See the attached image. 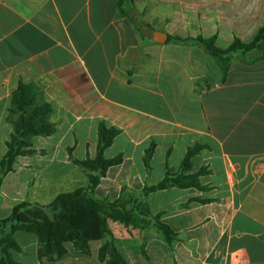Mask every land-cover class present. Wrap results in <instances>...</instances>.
Listing matches in <instances>:
<instances>
[{
	"label": "crops",
	"instance_id": "1",
	"mask_svg": "<svg viewBox=\"0 0 264 264\" xmlns=\"http://www.w3.org/2000/svg\"><path fill=\"white\" fill-rule=\"evenodd\" d=\"M134 9L140 23L120 14L118 0H0V128L12 131L6 117L20 82L41 85L55 108L57 132L42 137L51 152L40 167L27 166L23 189L38 176L29 195L47 205L87 187L68 151L78 160L95 158L99 138L79 156L77 135L88 122L98 137L104 122L122 131L105 156L123 154L124 161L95 196L144 201L152 220L144 229L110 222L128 264H264V58L243 56L226 71L205 48L176 40L216 37L221 48L236 39L249 43L264 27V0H134ZM196 145L208 149L186 174L208 169L200 178L206 189L143 193L168 168L179 172ZM157 218L177 234L174 242H166ZM102 244L91 242L88 255L69 244L65 258L44 264H102ZM32 252L33 263L20 262L41 264L38 241Z\"/></svg>",
	"mask_w": 264,
	"mask_h": 264
},
{
	"label": "trees",
	"instance_id": "2",
	"mask_svg": "<svg viewBox=\"0 0 264 264\" xmlns=\"http://www.w3.org/2000/svg\"><path fill=\"white\" fill-rule=\"evenodd\" d=\"M118 7L122 16H129L136 23H140L136 17L134 0H118ZM176 40L205 48L223 60L226 71L234 61L243 56L254 55L256 59L264 58V27L251 42L244 43L236 39L227 48L219 47L216 37ZM54 112L55 108L47 100L41 85L20 82L11 95L6 117V122L12 127V133L6 143L7 150L0 160V184L7 175L15 171L19 158L38 153L33 143L35 137H51L56 134L57 125L52 122ZM121 133L122 131L115 127L100 123L95 158L75 159L72 149H69L71 160L88 178L87 187L61 193L47 205L22 201L13 206L11 215L0 219V264H23L15 258V253L22 252V247L16 239L18 233H25L37 239L38 258L41 264L45 261L54 263L65 258L69 253L67 248L69 244L73 245L77 254L88 255L91 253V242L94 241L103 242L99 249V261L102 264H128L116 245L110 222L144 229L152 223L149 207L144 201L136 198L130 201L123 198L112 201L98 199L95 196L96 188L107 176L108 171L124 161L123 154L114 158L105 156L106 150ZM155 148L156 144L152 143L144 157L148 171L152 169L151 160ZM206 149L208 146L205 145L189 148L179 172L168 168L164 179L155 185L146 186L143 193L148 195L170 188L206 189L201 185L200 178L209 173L208 169L202 168L195 173L186 174L193 168L192 158ZM193 201L210 202L200 199ZM157 219L156 226L166 242H174L177 234L170 226Z\"/></svg>",
	"mask_w": 264,
	"mask_h": 264
},
{
	"label": "rangeland",
	"instance_id": "3",
	"mask_svg": "<svg viewBox=\"0 0 264 264\" xmlns=\"http://www.w3.org/2000/svg\"><path fill=\"white\" fill-rule=\"evenodd\" d=\"M2 118L0 117V127L2 125ZM88 122H85V125L80 127V131L78 133V143L80 144L78 147V155L80 156V150L83 151V146L86 143H97L98 137L96 136L95 132H89L88 131V126H87ZM11 132H6L3 131V128H0V160L2 159L3 155L5 154L7 147H6V143L10 138ZM34 142V147L36 149H38L40 152L36 154V158L32 157L31 158H27L26 161L25 158H20L18 160V163L15 166V171L11 174H9L6 178L3 179L2 183L0 184V219L6 218L9 215H11L12 213V208L14 205H16L17 203H20L22 201H29L32 202L29 193L31 192L33 195V183L37 182L39 180V177L36 176L34 179H32L31 186L29 185V187H25V189H23V184H22V179L24 178V176L22 177V174L24 171H26L27 166H31L32 169L37 167H40V161L43 159H45L47 157V152H51L50 151V147L47 146L45 144V141L42 137H37L34 138L33 140ZM68 145V141L63 145L66 146ZM120 145H117L116 147H114V149H112V151L108 152V155H115L116 153H118V149H119ZM62 147V152L64 150V148ZM54 152V151H53ZM60 153V152H59ZM59 153L56 152L57 157L60 155ZM68 154L70 156V153L68 151ZM77 155V156H78ZM90 155H92V151L90 150ZM51 156H53V154L51 153ZM27 161L28 163H30V161L32 162V165H27ZM21 181V184H20ZM88 183V182H87ZM89 184V183H88ZM84 185V184H83ZM40 200H38L39 202ZM30 238V239H28ZM16 239L18 240V242L23 246L28 245V248H26L25 246H23V248L25 247L23 252L20 253H15V258L19 261H27V263H33V261L35 260L33 257V247L36 246V239L34 236L31 235H27L25 233H18L16 235ZM33 240V241H31ZM29 241V242H28ZM29 252V254H26V252ZM24 258H28V260H25Z\"/></svg>",
	"mask_w": 264,
	"mask_h": 264
},
{
	"label": "water",
	"instance_id": "4",
	"mask_svg": "<svg viewBox=\"0 0 264 264\" xmlns=\"http://www.w3.org/2000/svg\"><path fill=\"white\" fill-rule=\"evenodd\" d=\"M159 35H163L162 33H159ZM165 38H167V35H164ZM156 42H159V43H162V42H165L166 40H159V39H155Z\"/></svg>",
	"mask_w": 264,
	"mask_h": 264
}]
</instances>
